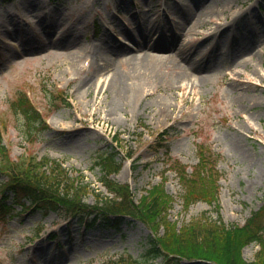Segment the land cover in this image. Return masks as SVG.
<instances>
[{
    "label": "rangeland",
    "instance_id": "obj_1",
    "mask_svg": "<svg viewBox=\"0 0 264 264\" xmlns=\"http://www.w3.org/2000/svg\"><path fill=\"white\" fill-rule=\"evenodd\" d=\"M178 1L0 0V118L7 123L3 141L13 159L35 155L60 160L70 175H83L84 182L106 195L95 162L100 154L115 151L121 168L113 178L128 183L136 200L163 183L174 197L169 217L178 226L204 218L243 225L264 204V0H205L203 5L213 3L212 16L185 33L176 22L185 14L176 9ZM186 25L190 27L191 18ZM67 28L80 33L72 46L61 43ZM139 28L155 40L168 37L173 45L154 52L172 56L183 45L195 53L192 58L207 59L214 68L192 86L186 80L173 84L177 71L163 67L162 76L143 86L141 107L109 114L110 71L92 75L88 93L80 86L93 72H87V56L106 37L133 47L127 32L138 33ZM254 68L259 75L251 74ZM22 89L46 118L47 126L32 133L8 106ZM58 91L69 104L59 95L54 100ZM113 136L119 139L117 147ZM201 141L219 157L218 201L198 200L184 208L183 187L172 167L180 161L191 171ZM6 179L1 175L0 183ZM84 201L93 204L94 193ZM15 207L13 216L0 218V264H102L122 255L142 259L152 236L146 224L130 216L119 226L87 225L86 219L60 209ZM261 249L254 241L242 248V255L250 262ZM165 260L160 257L156 263ZM169 264L215 263L181 259Z\"/></svg>",
    "mask_w": 264,
    "mask_h": 264
},
{
    "label": "trees",
    "instance_id": "obj_2",
    "mask_svg": "<svg viewBox=\"0 0 264 264\" xmlns=\"http://www.w3.org/2000/svg\"><path fill=\"white\" fill-rule=\"evenodd\" d=\"M58 95L59 91L54 100ZM60 98L68 104L65 96ZM8 106L14 114L24 118L30 133L35 128L45 127L41 113L26 91L20 90ZM6 128V121L0 118V175L7 177L0 183V218L13 216L16 204L28 208L23 200L26 199L33 205V210L60 209L66 214L78 215L80 220L86 219L87 225L99 221L119 226L125 216H131L151 228L152 236L142 259L122 255L102 264H158L156 260L160 257L166 259L167 263L163 264L184 258L211 260L216 264H264V204L243 225L227 226L221 221L204 218L178 226L169 217L174 197L166 191L163 183L153 185L136 200L128 183L112 177L121 168L115 151L100 154L95 162L102 172L100 181L110 193L106 195L84 182L83 175H70L60 160L35 155L13 159L2 139L1 132ZM114 140L119 143L118 137ZM197 154L198 162L191 171L180 161L172 167L183 187L184 208L198 200L218 201V154L204 141L198 143ZM90 192L95 195L93 204L84 201ZM254 241L260 242L262 249L260 255L249 262L243 257L242 248Z\"/></svg>",
    "mask_w": 264,
    "mask_h": 264
},
{
    "label": "bare ground",
    "instance_id": "obj_3",
    "mask_svg": "<svg viewBox=\"0 0 264 264\" xmlns=\"http://www.w3.org/2000/svg\"><path fill=\"white\" fill-rule=\"evenodd\" d=\"M204 2L205 0H199L195 4H186L179 0L176 3V9H179L182 13L185 12L184 19L176 21L178 27L182 29L181 33H185L192 27L204 24L205 16H212L214 11L213 3L205 4V6L203 5ZM190 18L191 25L187 28L186 21ZM137 31L138 33L127 32V39L133 41V47L126 45L122 41L115 44L114 41L106 37L104 44L96 43L92 45L90 54L87 56L89 59L87 72L89 70L91 72L93 70V72L81 79L80 86H83L84 92L88 93L92 86V75L101 72L103 69L110 71L108 87L112 91V99L108 104L109 114H118L121 110L131 108V106L133 108L137 105L141 107V93H146V89L143 91V86L149 84L154 78L157 79L162 76L163 67L177 71L178 74L174 77L175 80L171 81L173 84L186 80L187 84L192 86H195L200 80H204L214 68L207 59L192 58L191 55L194 52L192 50H184L185 46L183 45L176 48V53L172 56L171 54L168 56L154 52L153 50L165 51L173 47L169 38L158 39V37L155 40L150 38L149 33L146 34L143 29L139 28ZM178 33H180L179 30H177L176 34L178 35ZM136 34H139L140 39L136 37ZM25 35L27 36V34ZM79 35L80 33L76 28H67V33L61 37V43H70L72 46L78 42ZM255 41L256 39L254 40L253 38L250 42ZM214 43L215 40H212L211 44L213 45ZM238 72V75L242 74V72ZM251 74L259 75L258 69H251ZM233 78L237 80L235 77ZM146 104L144 108L147 106Z\"/></svg>",
    "mask_w": 264,
    "mask_h": 264
}]
</instances>
